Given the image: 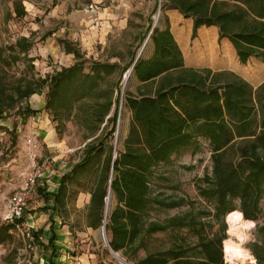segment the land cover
<instances>
[{
  "label": "trees",
  "instance_id": "16d2710c",
  "mask_svg": "<svg viewBox=\"0 0 264 264\" xmlns=\"http://www.w3.org/2000/svg\"><path fill=\"white\" fill-rule=\"evenodd\" d=\"M18 2H14L15 12L21 17L26 11ZM161 9H176L190 19L192 38L210 29L215 36L214 51L222 54L226 48L235 63L245 64L252 58L264 63V0H162ZM150 36L153 53L146 57L142 52L131 72L139 81L137 93L125 90V106L131 111L127 135L119 136L114 148L112 138L117 129L121 97H110L101 104L104 109L98 114L103 130L109 122L113 123L112 128L104 137L85 144L82 159L70 174L63 176L56 202L60 207L65 206L70 184L95 176L88 224L93 228L103 224L111 187L113 205L106 230L115 251L129 257L130 251H136L147 236L188 228L196 242L185 239L149 254L136 264H228L223 252V242L227 239L225 216L239 211L246 220L256 221L261 212L264 82L255 88L232 71L187 65L165 13ZM24 40L20 39L19 45L27 50L30 43L23 45ZM60 43L66 53L74 54L76 62L42 80L44 86L49 85L46 106L53 107L57 113L56 104L63 94L68 91L81 96L95 94L100 82L120 68L118 62L95 60L85 72L80 49L67 39H61ZM136 56L137 52L121 73L132 66ZM117 91L120 92L118 84ZM35 92L32 86L19 88L15 97L0 90V118L6 116L5 110L12 108L18 98ZM17 137H13L14 144ZM201 139L208 142L212 170L200 178L196 187L199 196L210 202L211 207L197 215L192 203L183 214L152 219V210L175 208L184 202L183 198L170 201L160 198L154 188L161 176L158 168L188 148L197 152ZM208 216L220 224L212 235L206 232L203 222ZM9 229L10 225L0 227V242L11 240ZM33 236L36 239L37 232ZM250 249L257 264H264V245L254 242Z\"/></svg>",
  "mask_w": 264,
  "mask_h": 264
},
{
  "label": "rangeland",
  "instance_id": "374dc122",
  "mask_svg": "<svg viewBox=\"0 0 264 264\" xmlns=\"http://www.w3.org/2000/svg\"><path fill=\"white\" fill-rule=\"evenodd\" d=\"M15 1H19L18 3L25 7V15L21 17L16 15ZM91 4L98 6L94 8L93 15L86 12ZM161 7L162 0H0V90H4L6 95L11 94L16 97L19 88L32 86L36 89V92L30 96L18 98L12 108L5 110L6 116L0 118V126H2L0 129V224L5 222L1 214L7 200L3 197H8L25 181L34 162L42 166L48 156L58 157L65 151L66 161L72 163L82 158L86 143L106 135L113 123L109 122L103 130L104 124H101L98 113L104 109L101 104L110 97L113 99L116 96L121 97L120 115L117 121L119 132L117 135L116 129L112 138L114 148L118 144L119 136L127 135L131 111L125 106V90L130 89L133 93H137L139 81L131 74L126 77L129 69L122 73L121 69L128 65L133 54L138 53L143 47L147 38H145L147 28L158 15L159 8L161 10L159 20L163 13L170 18L171 30L183 49L187 65L211 68L214 71H232L255 88L264 82V63L261 60L252 58L245 64L239 61L235 63L226 48L222 54L216 53L215 36L210 29L198 32L197 36L192 38L191 20L185 18L176 9L164 11ZM164 24L162 19L161 26L164 27ZM22 38L26 39L22 42L23 45L25 42L30 43L27 50L19 45ZM61 39L73 42L75 47L80 49L82 54L80 61H84L85 72L89 71L95 60L118 62L120 68L100 82L95 94L86 93L81 96L70 91L63 94L56 104L59 110L57 113L53 107L46 106L49 85L44 86L42 80L76 62L73 53L68 54L64 51L60 43ZM217 40L220 41L218 37ZM152 53L153 44L150 39L143 49V56L148 57ZM117 84L120 92L117 91ZM114 108L115 105L110 115L113 114ZM37 113L49 119L56 130V140L61 141L63 146L58 148L60 153L49 152L44 147L42 151L37 152L34 161L30 159L31 150L24 141V134L26 137L31 134L30 123L33 124L32 118L38 115ZM15 135L18 137L14 144ZM211 170L210 148L208 142L203 139L197 152H193V148H188L174 155L169 163L161 165L158 168L161 176L154 183L157 194L168 201L183 198L184 202L175 208L152 210L150 217L164 219L183 214L190 209L192 203L196 207L194 212L197 215H200V211L211 207L210 202L199 196L196 187L200 178ZM94 182L95 176H92L70 184L71 207H76L79 194H86L92 190ZM112 205L113 200L109 204V210ZM88 210L89 204H85L82 211L75 213V218L80 220L79 226L82 225V218L84 216L87 218ZM27 212H29L28 208ZM230 215L225 216L227 239L239 244V239L230 233L228 219ZM246 221L254 226L243 231L247 239L241 247L255 258L250 249L252 244L257 242L264 245V196L261 200L258 220ZM203 222L209 235L220 226L211 216L203 218ZM102 226L103 224L95 230L89 229L92 243L83 248H81L82 244H79L74 252L80 254L91 252L96 254L97 259H106L111 264H123L114 257L107 243L100 238L99 231ZM92 233L96 235L95 238ZM13 235V241L0 244V264H36V259H32L34 248L29 246L30 242H35L32 233L28 235L26 231L23 237L20 231H13ZM106 237L109 241L107 230ZM185 239L189 243L196 242V237L188 228L156 233L147 236L144 242L138 245L136 251L131 250V256L126 257L121 252L118 254L128 263L136 264L149 254L163 251ZM223 252L225 262L228 263L224 242ZM235 264L239 262L236 261ZM245 264H251V261L247 260Z\"/></svg>",
  "mask_w": 264,
  "mask_h": 264
},
{
  "label": "crops",
  "instance_id": "0c3cea01",
  "mask_svg": "<svg viewBox=\"0 0 264 264\" xmlns=\"http://www.w3.org/2000/svg\"><path fill=\"white\" fill-rule=\"evenodd\" d=\"M95 7L97 8L98 6L91 4L90 7L86 9V12L89 15H93ZM159 11L161 15L160 8L158 9V13ZM157 17L158 15L150 22L149 26H153ZM147 36H145V38ZM32 120L33 124L30 123L31 127L29 130L31 134H36L40 139V151L46 147L49 152L60 153L58 148H61L63 145L61 144V141L58 139L56 140V130L50 124L49 119L38 114L34 116ZM24 138V141L26 142L25 134ZM65 154L67 153L64 151L62 154H59L58 157L50 155L43 161L41 173L38 178V186L33 199L30 200L28 205L30 206L28 207L29 212L25 213L24 217L18 221L21 228H18L14 223L5 220V222L0 224V227L10 225L9 232L12 234V238L6 242L13 241V231H20L23 237L26 231L28 232V235L32 233V236L37 232L36 239H34L33 236L35 242L29 243V246L34 248L35 253L32 259H36V264H111V262L106 259H97L95 253L89 252L80 254V252H74L79 244H82L81 248H83L92 243L89 229L95 230L99 227L93 228L89 226L88 215L87 218L85 216L82 218L81 226H79L80 220L75 218V213L77 211H82L85 208V204L90 205V192L78 195L76 207H71L69 204V197L71 195L70 191L66 197L65 206L60 207L56 202V193L59 190L63 176L70 174L74 165L82 159L74 160L71 163L70 161H66L65 158L67 155ZM8 197H3V199L5 198L7 200ZM6 207L7 202L3 213L1 214L2 217L5 215ZM92 236L94 238L96 237L94 233H92ZM2 243L5 242H0V244Z\"/></svg>",
  "mask_w": 264,
  "mask_h": 264
},
{
  "label": "built area",
  "instance_id": "2783aa9c",
  "mask_svg": "<svg viewBox=\"0 0 264 264\" xmlns=\"http://www.w3.org/2000/svg\"><path fill=\"white\" fill-rule=\"evenodd\" d=\"M26 143L31 150L30 159L35 161V156L41 148L38 136L36 134H30L26 137ZM41 169L42 166L34 162L31 170H29L25 177V181L7 199L6 212L3 218L7 222L14 223L18 228H21L18 221L24 217L29 202L34 197Z\"/></svg>",
  "mask_w": 264,
  "mask_h": 264
},
{
  "label": "clouds",
  "instance_id": "9594fccd",
  "mask_svg": "<svg viewBox=\"0 0 264 264\" xmlns=\"http://www.w3.org/2000/svg\"><path fill=\"white\" fill-rule=\"evenodd\" d=\"M241 218V214L234 213L232 216H229V221L231 222L233 219L239 221ZM251 223H246L241 225L242 228H249L253 227ZM232 235H235L240 243L235 244L231 240L224 241V250L227 253V260L228 264H235L236 261L239 262V264H245V261L250 260L251 264H256V260L254 257H252L248 251L244 250L241 245L244 243V241L247 239L239 230L237 229H231Z\"/></svg>",
  "mask_w": 264,
  "mask_h": 264
},
{
  "label": "water",
  "instance_id": "95a60500",
  "mask_svg": "<svg viewBox=\"0 0 264 264\" xmlns=\"http://www.w3.org/2000/svg\"><path fill=\"white\" fill-rule=\"evenodd\" d=\"M159 16H160V11H159V13H158V17H157V19L155 20V22H154V24H153V26H152V28H151V30H150V32H149L147 38H146V40H145V42H144V44H143V47L141 48V50H140L139 53L137 54V56H136V58H135V60H134V62H133V64H132V66L129 68V70H128V72H127V73H128V74L126 75L127 78H128V76H130V74H131V72H132V70H133V67H134L135 62H136L137 59L141 56L144 47L147 45L148 41L151 39V36H150V35H151V33H152L154 27H156L157 24H158ZM119 115H120V112H119ZM118 132H119V127H117V135H118ZM111 179H112V177H111ZM111 198H112V190H111V187H109L108 196H107V198H106L105 217L107 216V213H108L107 211H108V209H109V204H110V202H111ZM106 223H107V222L105 221V218H104V222H103V229H104V231H106ZM106 243L108 244L109 248L111 249V251H112L114 254L119 255L118 252H116V251L111 247V245H110L108 239L106 240ZM120 260L126 262L127 264H130V263H128V262H127L126 260H124V259H120Z\"/></svg>",
  "mask_w": 264,
  "mask_h": 264
},
{
  "label": "bare ground",
  "instance_id": "6f19581e",
  "mask_svg": "<svg viewBox=\"0 0 264 264\" xmlns=\"http://www.w3.org/2000/svg\"><path fill=\"white\" fill-rule=\"evenodd\" d=\"M108 213H109V209H108V211H107ZM108 213H107V216L105 217V221L107 222V217H108ZM235 213H238V212H235ZM234 213H232L230 216H232ZM239 214H241V213H239ZM246 223H248L245 219H244V217H243V215L241 214V218H240V220L239 221H237V220H235V219H233L231 222L229 221V224H230V233H231V229H237V230H239L243 235H244V230L245 229H247V228H242L241 227V225H243V224H246ZM100 237L106 242V240H107V237H106V231H104V229H103V226L101 227V229H100ZM227 240H231L233 243H235L232 239H227ZM226 241V240H225ZM240 242V241H239ZM108 245V244H107ZM112 254L114 255V257L116 258V259H119V261H121L120 259H122L119 255H117V254H114L113 252H112ZM227 254V253H226ZM123 264H127L126 262H124V261H121Z\"/></svg>",
  "mask_w": 264,
  "mask_h": 264
}]
</instances>
